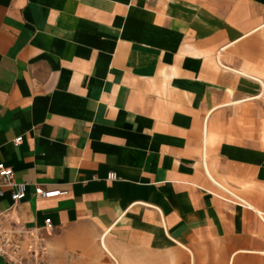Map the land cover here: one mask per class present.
I'll return each mask as SVG.
<instances>
[{"label":"crops","instance_id":"crops-1","mask_svg":"<svg viewBox=\"0 0 264 264\" xmlns=\"http://www.w3.org/2000/svg\"><path fill=\"white\" fill-rule=\"evenodd\" d=\"M0 162L23 264H264V0H0Z\"/></svg>","mask_w":264,"mask_h":264},{"label":"built area","instance_id":"built-area-1","mask_svg":"<svg viewBox=\"0 0 264 264\" xmlns=\"http://www.w3.org/2000/svg\"><path fill=\"white\" fill-rule=\"evenodd\" d=\"M21 136L15 138L14 142L19 143ZM108 179H115L116 174L109 172ZM26 182L17 181L14 177L13 169L3 162H0V197L4 195L5 188H8L10 193L11 203L8 208L0 209V255L3 256L8 264H23L21 258L15 254V250L19 247L21 235L29 233L27 229L20 225V222L14 212L17 209L19 202L25 197ZM34 193L37 197H51L61 194V190H44L41 186L36 185ZM9 221L11 225L6 227L4 221ZM45 229L50 227V218H45Z\"/></svg>","mask_w":264,"mask_h":264},{"label":"bare ground","instance_id":"bare-ground-1","mask_svg":"<svg viewBox=\"0 0 264 264\" xmlns=\"http://www.w3.org/2000/svg\"><path fill=\"white\" fill-rule=\"evenodd\" d=\"M221 66H222V65H221ZM247 75H248V74H247ZM247 75H246V76H247ZM256 78H257V77H256ZM262 87H263V86H262ZM243 100H244V99H243ZM245 203H246V202H245ZM247 204L250 205L249 203H247ZM262 220H263V219H262ZM263 221H264V220H263Z\"/></svg>","mask_w":264,"mask_h":264}]
</instances>
